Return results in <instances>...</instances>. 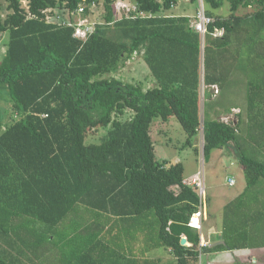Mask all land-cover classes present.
<instances>
[{"label":"trees","instance_id":"1","mask_svg":"<svg viewBox=\"0 0 264 264\" xmlns=\"http://www.w3.org/2000/svg\"><path fill=\"white\" fill-rule=\"evenodd\" d=\"M4 1L0 86L18 119L0 132V264H46L56 247L68 249L56 258L67 264H126L129 225L145 233L146 250L167 249L176 264H197L206 251L264 248V0H202L212 20L204 37L189 16L167 14L178 0H130L136 9L120 20L113 0H102L106 26L85 41L48 18L81 4L87 14L98 0ZM137 53L151 88L104 77ZM201 79L220 90L219 102L208 90L201 105ZM217 106L230 121L210 117ZM157 119L180 123L184 147L202 125L204 157L228 146L239 153L246 186L223 208L222 243L197 249L190 220L197 225L200 198L183 184L181 162L157 161L150 132ZM98 130H106L103 139L85 144ZM105 227L106 235L95 232ZM82 230L93 233L82 241ZM107 234L124 253L101 251Z\"/></svg>","mask_w":264,"mask_h":264},{"label":"rangeland","instance_id":"2","mask_svg":"<svg viewBox=\"0 0 264 264\" xmlns=\"http://www.w3.org/2000/svg\"><path fill=\"white\" fill-rule=\"evenodd\" d=\"M98 1V4H92L89 7L87 14H84V12H82L75 17H72L71 19L68 10H61L62 13L65 14L63 16V20L67 22L66 24H68V22H71V24L74 26L76 34L79 36L78 38L86 40L88 35L94 31V28L96 26L105 28L106 23L104 20L105 11L103 2L102 0ZM1 2L3 4V7L5 8L7 4L4 0H1ZM22 4L23 6H25V0H22ZM201 4V0H199L198 4H192L190 0H178V4L172 11L167 14L175 17L179 15L190 16V25L193 27V25L198 21L196 14L200 10ZM113 5L119 9V12H116L115 14L117 20L126 18L128 16L131 17V13L135 11V5L130 0H114ZM80 6L84 10L85 5L81 4ZM225 10V13L227 14V8H225ZM253 11V8L241 9L237 12V14L239 16H244L246 14L252 13ZM54 17L55 16H52L50 19L48 18V21L54 24H57L56 22L58 21L60 22L61 18L57 20L54 19ZM82 30L85 34L82 33ZM220 35L221 32L219 33V36ZM8 38V33H0V61L3 59L7 50ZM235 75L238 77L240 76L238 72ZM104 77H112L126 84L140 85L144 90H147L153 86V79L143 61L142 53L134 54L131 59L124 63V65L117 73L105 75ZM208 90L211 93L212 101H215V103H217V101L219 102L220 100V90L216 87L213 90L207 89L203 84V80L201 79V105H203L204 102V92H208ZM226 100L227 99L224 100V103H227ZM236 103H241L240 97L237 98ZM12 109V103L9 100L7 90L4 87L0 86V132L3 131V129L8 125H12L18 119ZM213 110L214 113L210 111V117L212 119L217 117L218 120L221 119V121H223V119H227L228 121H230L229 117H231V115H218L223 111L221 107L217 106L213 108ZM234 111L237 112V110ZM129 114L130 113H128L124 119L131 118ZM223 116L226 117L223 118ZM200 119L202 122V111ZM150 132L152 140L154 142L155 155L158 162H165L166 164L181 162L186 175H189L195 171H200L202 173L203 182L207 194L206 206L207 214L209 216L207 218V224L216 225L218 221V215L223 214V208L225 207V205H227L238 195H240L244 191L246 186L243 172L240 166L239 153H237L235 148L228 146L222 148V150H213L209 155V158L207 156L204 157L202 125L198 130V134L191 138V146L186 147H184V145L186 144L187 136L183 131L180 123L174 119H170V121L167 123H164L159 119L154 120ZM105 134L106 130L93 131L86 138L85 144L99 143L103 139ZM227 178H234L236 182L235 185L232 187H228L226 185ZM247 199V197H243V203H246ZM255 206L258 208L262 207L261 203L255 204ZM218 211H220V214H218ZM218 225H220V223H218ZM67 229L72 231L73 227L67 225ZM88 233H93V230H82V232L78 233V238L84 241L91 236ZM118 247L119 246H117V249ZM62 249L59 247L55 248L56 253L58 254L57 256L56 254H54L56 258H58L60 254V258H62V255L69 253L67 248L63 250ZM118 252L124 253L119 250ZM214 258H216V263L213 264H264V248L247 251L245 250L244 252L238 251L233 253L228 251L227 253L216 254ZM212 259L213 258H210L209 262L206 263L212 264ZM202 262L206 264L203 259Z\"/></svg>","mask_w":264,"mask_h":264},{"label":"crops","instance_id":"3","mask_svg":"<svg viewBox=\"0 0 264 264\" xmlns=\"http://www.w3.org/2000/svg\"><path fill=\"white\" fill-rule=\"evenodd\" d=\"M175 162H177V161H175ZM196 172H198V171H195L189 175H186V173H185V176L189 177V176L195 174ZM218 212H219L218 214H220V211H218ZM201 215L202 216L200 217V219H198L197 215H194L197 219L196 222L199 226V228H195L198 230L199 236H200V243H199V247L197 248L198 250H200L201 248H205V247L211 248L212 246H214L215 244L220 242V240H219L220 228L222 225L221 224L222 223V216H221L222 214L218 215V219H217L218 221H217L216 225L207 224V221H208L207 218L209 217L207 214V208L205 210L204 218H203V212ZM192 220H193V217L191 218L190 222H192ZM218 223H220V225H218ZM107 230H109V228L105 227L102 231L99 229L98 231L95 230V232L106 235L105 233ZM88 234L90 235V233H88ZM114 235L111 236V235L107 234V237L105 239L101 240L102 243L106 246L105 248H102L101 251L103 253H105V255H107V256H109L108 255L109 254L108 253L109 247L114 251H118L115 247H113L111 245V240L115 241ZM125 240H126L125 245L128 249L127 255H126V264H176L175 258L171 255V253L167 249L160 248V249H156V250H146L145 246H147V245L145 244V241H144L145 240V233L143 231H140V229L136 228L134 225L128 226ZM221 243H222V241H221ZM185 245H189V244L186 243ZM39 250L40 249L38 247L31 249L32 252H36ZM95 250L98 252V254H100V252L97 249H95ZM242 251L244 252L245 250H242ZM236 252H238V251H236ZM223 253H227V252L216 253V252L206 251V252L200 253L197 264L199 262L204 264L202 262V259L204 260L205 263L209 262L210 258L214 259V260L212 259V264L216 263V258H214V256L216 254H223ZM94 254L97 255L96 252ZM29 256L31 257V255H29ZM128 260H132L133 263H130ZM46 264H67V263L65 261L62 262V261L56 260V257L54 255L53 257H51V259ZM123 264H125V263H123Z\"/></svg>","mask_w":264,"mask_h":264},{"label":"built area","instance_id":"4","mask_svg":"<svg viewBox=\"0 0 264 264\" xmlns=\"http://www.w3.org/2000/svg\"><path fill=\"white\" fill-rule=\"evenodd\" d=\"M113 1H114V0H113ZM115 9H116L117 12H119V9H118V8L115 7ZM134 9H136V8L134 7ZM83 11H84V10H83L82 7L79 5L77 9H75L74 11H70V12H69L70 19H71L72 17H75L76 15L82 13ZM64 15H65V14H62V13H61V16L58 15V16L56 17L57 20H59V19L61 18V19H60V22H59V21L56 22L57 25H60V26H66V27H73V29H74V26L71 24V22H68V24H66L67 22H65V21L63 20V16H64ZM139 15L143 16L142 13H140ZM196 16H197V18H198V21L193 25L192 28H193L197 33H199L202 37H204L205 34L207 33V26H208L209 24L212 23V20H211L210 18H208V17L205 16V14H204V9H203L202 4H201L200 10H199L198 13L196 14ZM128 17H130V16H128ZM61 21H62V22H61ZM81 25H82V24H81ZM82 33L85 34L83 30H82ZM73 35H74V37H76V38L79 37V36L76 34L75 29H74V34H73ZM87 35H88V34H87ZM78 39H80V38H78ZM80 40L85 41V40H83V39H80ZM223 121L226 122V123L228 122L227 119H223ZM235 183H236V182H235L234 178H227V179H226V185H227L228 187H232V186H234ZM183 184H184L185 186L189 187V188L194 189V190L197 192V194H198V196H199V198H200V209H199V212H198L196 215H197L198 219H200V217L202 216L201 214H202V212H203V218H204L205 210H206V208H207V206H206V198H207V195H206V189H205L204 182H203V176H202V173H201L200 171H198V172H196L195 174H193V175H191V176H189V177H186V178L183 180ZM190 226H191L192 228H199L198 224H197L196 226H193V225H192V222H190ZM198 264H202V263L199 262Z\"/></svg>","mask_w":264,"mask_h":264},{"label":"water","instance_id":"5","mask_svg":"<svg viewBox=\"0 0 264 264\" xmlns=\"http://www.w3.org/2000/svg\"><path fill=\"white\" fill-rule=\"evenodd\" d=\"M201 3H202V0H201ZM186 244V239L185 238H182L181 239V245H185Z\"/></svg>","mask_w":264,"mask_h":264}]
</instances>
